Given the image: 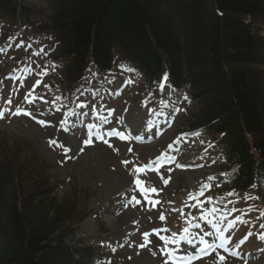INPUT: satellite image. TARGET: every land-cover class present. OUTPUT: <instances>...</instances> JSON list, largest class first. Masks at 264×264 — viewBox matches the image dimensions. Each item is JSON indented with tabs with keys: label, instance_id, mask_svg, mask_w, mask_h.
I'll return each mask as SVG.
<instances>
[{
	"label": "rangeland",
	"instance_id": "1",
	"mask_svg": "<svg viewBox=\"0 0 264 264\" xmlns=\"http://www.w3.org/2000/svg\"><path fill=\"white\" fill-rule=\"evenodd\" d=\"M249 19L255 30L264 38V12ZM2 22L4 18L0 19V23ZM25 23L22 24L23 29L20 32L8 27L7 24L0 27V32L19 36L18 33L31 31L24 25ZM36 25L40 26V29L35 32L48 31L57 37L52 20L44 19ZM260 27H263L262 31ZM16 39L13 42V51L7 57L6 53L5 56L0 55V113H3L0 118V192L14 191L12 201L10 198L3 200L0 193V252L7 249L8 245V230L2 222L5 221L3 215L6 202L11 201L16 202L22 210L30 208L27 215L32 212V215L42 214L47 220L53 219L57 232H60L64 240L75 246L90 245L95 254L98 253L100 240L118 237L125 229L137 227L138 235L132 240H135L132 245L130 244L118 255L111 253L105 256L104 260L109 264H171L165 248L170 246L178 253L176 250L178 244L170 242L166 244L164 240L159 239L162 231H159V238L150 237L151 235L145 238L144 233L162 227L166 229L163 234L169 240H177L180 237L182 227L189 220L182 217V221H178L176 214L169 213V202L177 197L178 201L175 203H179L187 193L191 198L196 197L195 188L200 182H203L204 186H209L205 187L209 197L210 191L218 184L215 181L217 177L208 178V175H221L220 177L225 180L228 178V174L221 173L222 170L217 165L223 151L219 152L215 149L214 143L204 142L202 138L188 139L179 147L176 144L178 137H174L173 133L167 134L166 131V141L169 144L173 143L180 150L173 155L176 162L188 165L179 169L178 172L164 174L168 179V182L164 184L157 174L158 170L151 171L147 168L140 172L135 170L149 165L159 153L158 148L156 149L150 143H139L129 139L125 141L120 136H112L111 140L85 145L82 141L83 135L75 136L63 130L67 116L65 109L68 103H71L64 100V95H68L65 90L70 82L64 81V77L61 82L57 81L56 77L52 76L54 71L50 74L57 65L56 60L52 59L50 44L46 42L47 44L44 43V45H34L36 37L33 36ZM9 41H4V45ZM23 45H25L23 50L18 51ZM65 48V45L58 44L53 56L59 61H65L68 58ZM43 49H45L44 59L37 60L34 56L35 50ZM16 52L19 54L16 56L19 60L17 66H13L15 64L12 65L11 57ZM259 55L261 59L254 67L261 77L260 87L264 89V46ZM23 56L24 61H22ZM22 62L24 63L21 66ZM18 72L24 79L17 78ZM90 73L85 83L92 82L90 78L95 76V73L92 69ZM114 76L115 80L116 78L119 81L124 80L129 86L124 97L114 104L115 115L120 117V120H115L113 128L124 134V122H131L139 127L142 122H145L147 115L151 114L149 112L151 106L144 107L142 100L136 96L135 92L143 88V82L138 76L129 70L125 72L122 68ZM29 93L32 94L29 99L35 97L32 103L25 101V96ZM9 98L11 104L8 103ZM17 107L31 113L34 117L49 120L50 126L37 123L29 115L14 114ZM193 111H195L194 108ZM193 115L192 112L188 118ZM60 121L62 124L57 126ZM192 125L195 126V122ZM220 137L223 139L222 135ZM32 159L37 163H30L29 160ZM137 179L141 181L143 188H155L157 191L145 193L141 185L136 183ZM190 182L194 184L189 185ZM44 192L43 197H36V193ZM123 192L130 193L135 203L131 201L129 206L123 209L121 216L115 215L114 228L108 231L103 227V215H111L109 212H112V206L116 204L117 197ZM105 194L108 198L104 199ZM152 198L154 201L151 200ZM245 212L236 214L234 217L242 221L249 217V213ZM179 214L188 215L183 210H180ZM161 215L165 217L163 220L160 219ZM88 221L96 222L99 228L96 231H90L91 235L84 232L83 226ZM121 226L123 228L119 231ZM206 226L203 220L200 231L204 232L207 229ZM171 231H176V235L173 236ZM142 244L146 245V249L141 247ZM182 247H188L187 243ZM140 250L144 251L137 255ZM220 257L212 253L195 264H236L225 257L221 260Z\"/></svg>",
	"mask_w": 264,
	"mask_h": 264
},
{
	"label": "trees",
	"instance_id": "2",
	"mask_svg": "<svg viewBox=\"0 0 264 264\" xmlns=\"http://www.w3.org/2000/svg\"><path fill=\"white\" fill-rule=\"evenodd\" d=\"M10 1L0 0L3 16L14 17L16 0ZM50 9L67 67L80 74L91 63L108 67L118 55L150 83L169 70L173 81L191 85L201 98L197 122L213 134L224 132L228 158L241 159V172L254 170L250 145L264 159V138L258 137L264 133V89L254 67L262 42L246 20L262 12L264 0H53ZM0 193L13 200L14 191ZM11 201L3 215L8 245L0 264H71V247L55 221L27 215L30 208Z\"/></svg>",
	"mask_w": 264,
	"mask_h": 264
},
{
	"label": "snow or ice",
	"instance_id": "3",
	"mask_svg": "<svg viewBox=\"0 0 264 264\" xmlns=\"http://www.w3.org/2000/svg\"><path fill=\"white\" fill-rule=\"evenodd\" d=\"M37 55H39V53H37ZM31 95H32V94L29 93L28 95L25 96V101H26V102H28V103H32V102H33L31 99H29V96H31ZM40 99H43V97H40ZM45 102H46V101H45ZM8 103L11 104V99H10V98H9V100H8ZM14 114H16V115H21V114L31 115V113L26 112L24 109H21V108H19V107H17L16 112H15ZM2 116H3V113H0V118H2ZM39 123L44 124L45 122H44V121H39ZM109 135H117V136H120L122 139L126 138V137L124 136L123 133L116 132V131H113V132L109 133ZM52 143H56V141H52ZM61 147H63V145H61ZM158 159H159V158H158ZM125 163L127 164V162H125ZM155 163H156V161H153V162H152L153 165H154ZM148 167H149V165H144V166H142V167H138V168H136L135 170H136L137 172H140V171H143L144 169H146V168H148ZM136 183H137L138 185H141V181H140L139 179L136 180ZM165 183H167V181H165ZM205 187H209V186L206 185ZM141 188H142V191H144L145 193H147L148 191H152V192L157 191L155 188H153V189H146V188H143L142 185H141ZM202 194H203V193L201 192V195H202ZM229 195H234V193H229ZM193 198H195V197H193ZM213 211H216V209H213ZM164 218H165V217H164L163 215L160 216V219L163 220ZM217 230H218V229H217ZM188 232H189V229H188V228H185V229H184V233L187 235ZM148 235H149V233H144L145 238H147ZM175 235H176V234L173 233V236H175ZM205 235H211V233H206ZM184 238H186V237H182L181 239H184ZM260 238H261V239H264V236H261ZM160 239H161V240H164L166 244L169 243V242H170V243H173V244H178V243H180V241H179V240H176V239L169 240V239L166 238V237H160ZM188 243L191 244V243H192V240H188ZM201 243H203L204 246H205V248H204V249H201V251H205L206 249H214V248L216 247V245H214V244H210L208 241L204 240L203 237H201ZM143 246H144V245H141V247H143ZM219 247H224V244L221 243V244L219 245ZM220 259H221V260H224V257L221 256Z\"/></svg>",
	"mask_w": 264,
	"mask_h": 264
},
{
	"label": "bare ground",
	"instance_id": "4",
	"mask_svg": "<svg viewBox=\"0 0 264 264\" xmlns=\"http://www.w3.org/2000/svg\"><path fill=\"white\" fill-rule=\"evenodd\" d=\"M12 1V0H11ZM10 1V2H11ZM15 6L17 7V8H14L13 7V9H15V11L17 12H20V13H22V14H27V13H29L30 11H31V8H30V1H25L24 2V4L23 5H18V2L16 1L15 2ZM9 20H10V22H9ZM6 24H7V26H9V25H11V24H13V20L12 19H6V20H4V23H3V26H6ZM102 42H101V45H103V46H105L106 45V40L105 39H102L101 40ZM113 61H117V57L116 56H114L113 57ZM105 198H108V195H104V199ZM103 227L105 228V229H108V231H110V230H113V228H114V223H115V220L113 219V218H111L110 216H108V215H103ZM96 222H91V221H88V222H86L85 224H84V232L85 233H88L89 235H91L89 232L90 231H96L97 230V226H96ZM99 229V228H98ZM102 232V231H101ZM107 234H109V233H107ZM192 245V244H191ZM194 250V249H193ZM69 253H71V254H74L75 253V251L74 250H70V252Z\"/></svg>",
	"mask_w": 264,
	"mask_h": 264
}]
</instances>
